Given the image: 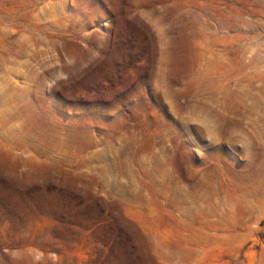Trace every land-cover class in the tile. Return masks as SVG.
Masks as SVG:
<instances>
[{
    "label": "rangeland",
    "instance_id": "rangeland-1",
    "mask_svg": "<svg viewBox=\"0 0 264 264\" xmlns=\"http://www.w3.org/2000/svg\"><path fill=\"white\" fill-rule=\"evenodd\" d=\"M0 264H264V0H0Z\"/></svg>",
    "mask_w": 264,
    "mask_h": 264
}]
</instances>
